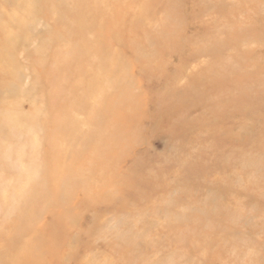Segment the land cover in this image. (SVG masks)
Masks as SVG:
<instances>
[{"label":"rangeland","instance_id":"rangeland-1","mask_svg":"<svg viewBox=\"0 0 264 264\" xmlns=\"http://www.w3.org/2000/svg\"><path fill=\"white\" fill-rule=\"evenodd\" d=\"M13 262L264 264V0H0Z\"/></svg>","mask_w":264,"mask_h":264},{"label":"bare ground","instance_id":"bare-ground-1","mask_svg":"<svg viewBox=\"0 0 264 264\" xmlns=\"http://www.w3.org/2000/svg\"><path fill=\"white\" fill-rule=\"evenodd\" d=\"M8 19H9V17H8ZM9 20H11V19H9ZM3 38H4V39H3ZM2 39H3L6 43H9V42H10V37H9L8 34L5 33V30H4V32H3ZM13 264H14V262H13Z\"/></svg>","mask_w":264,"mask_h":264}]
</instances>
